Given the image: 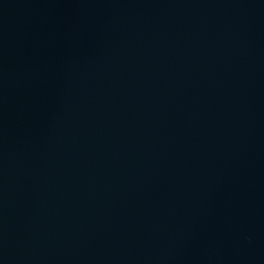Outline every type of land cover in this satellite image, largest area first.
Here are the masks:
<instances>
[{"label":"water","instance_id":"95a60500","mask_svg":"<svg viewBox=\"0 0 264 264\" xmlns=\"http://www.w3.org/2000/svg\"><path fill=\"white\" fill-rule=\"evenodd\" d=\"M0 264H264V0H0Z\"/></svg>","mask_w":264,"mask_h":264}]
</instances>
